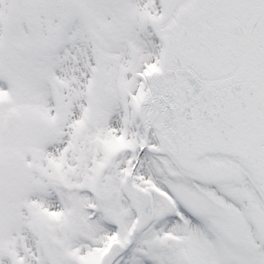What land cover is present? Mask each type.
<instances>
[{
	"label": "snow or ice",
	"instance_id": "6c2138e0",
	"mask_svg": "<svg viewBox=\"0 0 264 264\" xmlns=\"http://www.w3.org/2000/svg\"><path fill=\"white\" fill-rule=\"evenodd\" d=\"M0 264H264V0H0Z\"/></svg>",
	"mask_w": 264,
	"mask_h": 264
}]
</instances>
